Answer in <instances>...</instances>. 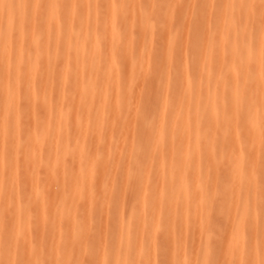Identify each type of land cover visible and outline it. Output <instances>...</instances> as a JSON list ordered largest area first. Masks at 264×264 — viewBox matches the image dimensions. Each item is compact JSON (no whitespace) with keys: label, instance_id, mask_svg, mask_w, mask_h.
Masks as SVG:
<instances>
[{"label":"bare ground","instance_id":"bare-ground-1","mask_svg":"<svg viewBox=\"0 0 264 264\" xmlns=\"http://www.w3.org/2000/svg\"><path fill=\"white\" fill-rule=\"evenodd\" d=\"M52 2L0 0V264H264V0H188L197 78L192 13L181 34L168 17L159 69L161 0Z\"/></svg>","mask_w":264,"mask_h":264},{"label":"rangeland","instance_id":"rangeland-1","mask_svg":"<svg viewBox=\"0 0 264 264\" xmlns=\"http://www.w3.org/2000/svg\"><path fill=\"white\" fill-rule=\"evenodd\" d=\"M172 3V0H161V2L158 4H156L153 8V14L151 15V20L156 24L157 28L158 29H162L160 34L159 35H156L153 39V47H154V53L151 55V59H153V56L156 58V66L160 69L161 67H163V57H162V54H163V47H164V37H165V30H164V26L166 25L167 23V19L169 16L172 17V20H173V24H174V27L176 28V30L178 31V33H182L183 30H184V26L182 25V20H183V14L184 12H187V13H192L191 14V17H190V20H188L190 22V24H192V22H198V24H200V28H199V31L196 32V33H199L200 37H201V40L202 41H198V35L197 34H194L190 37V44H189V47H188V50H187V54L188 56L190 57V61L191 63H193L194 65H196V70L195 71V76L194 77H201L203 76L204 74L200 73V75H198V64L200 63V60H202V57L200 55V52L202 51L203 47L206 45L204 44L205 42H208L207 40V36H206V30H205V16L204 15H201L200 13V7H201V4H195V6L191 9H189V7H185L188 3V0H182V3L179 4V5H176L174 6L172 9L170 8H167V6H169L170 4ZM215 7L219 4V0H216L215 2ZM92 10V9H91ZM89 11V10H88ZM260 21V18L259 16H257V23ZM243 25V20L242 19H237L236 20V26L237 27H241ZM214 26V25H212ZM248 34H244V40L245 41H248ZM254 35V34H253ZM255 40V39H254ZM217 43H220L219 41ZM252 43V42H251ZM221 44L225 47L226 43L225 42H221ZM176 49H175V52H174V58L178 59V56H179V52H180V49L182 47V42H181V38L179 40H177L176 42ZM160 52V53H159ZM154 60V59H153ZM211 69L212 73L213 74H217V73H224V74H227V63L226 64H223L221 66V63L219 64V62L217 60H214L212 63H210L207 67V69ZM243 69H242V66H238L237 67V72L238 73H242ZM160 77V76H159ZM158 79V77L156 78V80ZM141 84H140V87H146L148 84L151 83V78L149 76H146L144 77L143 79H141ZM204 83V82H203ZM143 89V88H142ZM174 90L176 91H179L178 90V87H175ZM145 94V92H144ZM146 95V94H145ZM230 99L228 98V100H226L223 105H221V108H225V109H228L229 108V104H230ZM146 102V107H148V109L152 110V111H157L158 108H159V105L161 103V100L159 97H157L156 95H154L152 97L151 100H148V101H145ZM244 107H247V104L244 106ZM248 133V131H242L241 132V137H244L246 134ZM139 135L141 137L142 140H146V139H149L151 137V134L147 133L146 132H139ZM216 147L219 149V148H224L225 150L229 148V144L228 142H225V141H219L216 145ZM149 158L147 156H142L140 161L138 163H134L132 164V167L136 170H138V174H137V179L140 180L142 179V168L147 166L148 164V160ZM69 172L67 175L70 174L71 172V169H72V165H69ZM244 168V167H242ZM180 167H175L174 169H172V172H176V171H180ZM226 170V167H223L222 169H220V176H225L227 175V172H225ZM262 178V185L264 186V177H261ZM92 185L96 184V181H92L91 182ZM134 199V198H133ZM4 219L8 220V218H10V214H6L5 216H3ZM111 220V216H110V219L109 221ZM212 221H214V227L215 229H224L226 230L227 229V218L225 215L223 216H220V215H214L212 217ZM112 225V224H111ZM96 226L99 228L103 227L104 226V220H102L101 218H98L97 221H96ZM38 226L35 224L33 225V228L32 229H37ZM44 231L45 232H48L49 231V224H48V221H46L45 225H44ZM32 235H33V238L35 237V230H32ZM221 244L222 243H219L218 244V249L221 250ZM224 244V243H223ZM222 244V245H223ZM194 251V248L193 246H189L188 247V251ZM219 250V252H220ZM93 251L88 253V255H86L84 257V264H91V259H92V256H93ZM164 254H165V251L164 249L161 251L159 250L158 251V260L160 262V264H165L166 263V260H164ZM217 256V255H216ZM76 259H73L72 263L71 264H75L76 263Z\"/></svg>","mask_w":264,"mask_h":264},{"label":"snow or ice","instance_id":"snow-or-ice-1","mask_svg":"<svg viewBox=\"0 0 264 264\" xmlns=\"http://www.w3.org/2000/svg\"><path fill=\"white\" fill-rule=\"evenodd\" d=\"M46 7H55L56 5L52 2V0H46ZM262 133H264V126H262Z\"/></svg>","mask_w":264,"mask_h":264}]
</instances>
